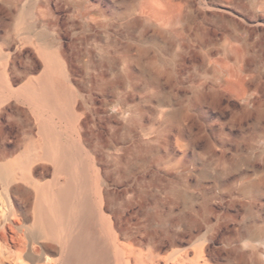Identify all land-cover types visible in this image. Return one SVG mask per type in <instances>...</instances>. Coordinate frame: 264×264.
I'll use <instances>...</instances> for the list:
<instances>
[{"label": "rangeland", "instance_id": "rangeland-1", "mask_svg": "<svg viewBox=\"0 0 264 264\" xmlns=\"http://www.w3.org/2000/svg\"><path fill=\"white\" fill-rule=\"evenodd\" d=\"M0 82V147L28 123L1 178L50 130L83 140L116 225L198 227L210 264L264 229V0H0ZM35 91L36 112L17 100Z\"/></svg>", "mask_w": 264, "mask_h": 264}, {"label": "bare ground", "instance_id": "bare-ground-1", "mask_svg": "<svg viewBox=\"0 0 264 264\" xmlns=\"http://www.w3.org/2000/svg\"><path fill=\"white\" fill-rule=\"evenodd\" d=\"M47 84L51 88L44 90L46 98H68V94L56 91L63 82L51 72ZM0 85L8 89L6 82ZM43 98L42 92L35 91L17 100L36 112ZM105 105L113 110L111 101L106 99ZM25 126L28 123L22 120L14 138L6 137L0 158L8 157L9 150L21 148ZM41 135L29 151L25 149L8 161L6 177H0L4 185L0 192V264H210L205 250L200 249L198 227L116 225V210L109 209L106 201L111 192L102 188L101 172L80 136L63 142L58 132L42 130ZM40 159L49 162L56 175L51 184L41 185L35 177L32 165ZM143 160L137 157L130 165L137 167ZM49 170L46 167L44 172ZM133 180L128 178L127 182ZM92 190L96 194L93 199ZM243 234L250 240H245L243 252H230L231 264H264V229L246 227ZM185 240L192 243L190 249L180 248Z\"/></svg>", "mask_w": 264, "mask_h": 264}]
</instances>
